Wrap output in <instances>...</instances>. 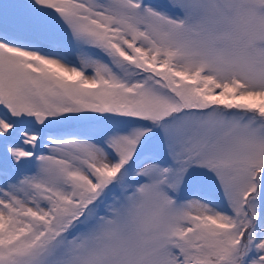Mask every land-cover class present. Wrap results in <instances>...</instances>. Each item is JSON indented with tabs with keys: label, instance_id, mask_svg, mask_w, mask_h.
I'll return each mask as SVG.
<instances>
[{
	"label": "snow or ice",
	"instance_id": "1",
	"mask_svg": "<svg viewBox=\"0 0 264 264\" xmlns=\"http://www.w3.org/2000/svg\"><path fill=\"white\" fill-rule=\"evenodd\" d=\"M0 264H264V0H0Z\"/></svg>",
	"mask_w": 264,
	"mask_h": 264
}]
</instances>
